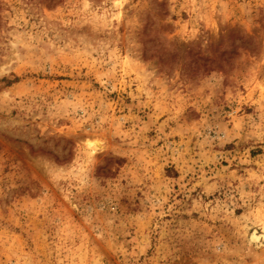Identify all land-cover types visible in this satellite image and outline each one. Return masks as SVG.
<instances>
[{
	"label": "rangeland",
	"instance_id": "374dc122",
	"mask_svg": "<svg viewBox=\"0 0 264 264\" xmlns=\"http://www.w3.org/2000/svg\"><path fill=\"white\" fill-rule=\"evenodd\" d=\"M0 264H264V0H0Z\"/></svg>",
	"mask_w": 264,
	"mask_h": 264
},
{
	"label": "bare ground",
	"instance_id": "6f19581e",
	"mask_svg": "<svg viewBox=\"0 0 264 264\" xmlns=\"http://www.w3.org/2000/svg\"><path fill=\"white\" fill-rule=\"evenodd\" d=\"M105 140L100 137H96L94 139H89V146L93 147L96 150H103L105 148ZM96 150H94L92 153H95Z\"/></svg>",
	"mask_w": 264,
	"mask_h": 264
}]
</instances>
